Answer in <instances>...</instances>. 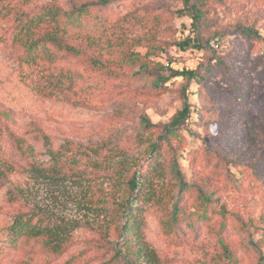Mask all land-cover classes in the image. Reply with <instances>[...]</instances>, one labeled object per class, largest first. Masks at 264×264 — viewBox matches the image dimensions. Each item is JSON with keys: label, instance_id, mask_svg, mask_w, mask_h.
<instances>
[{"label": "rangeland", "instance_id": "374dc122", "mask_svg": "<svg viewBox=\"0 0 264 264\" xmlns=\"http://www.w3.org/2000/svg\"><path fill=\"white\" fill-rule=\"evenodd\" d=\"M101 1L107 5L92 8V15L108 25L139 17L121 22L123 33L108 39L145 56V68L93 71L65 58L56 65L72 71L83 105L34 95L23 81L35 72L28 74L11 42L15 16ZM192 6L200 11L196 19ZM118 51L103 58L115 60ZM173 71L194 77L158 80ZM185 106L188 118L161 142L157 163L148 168L149 144ZM146 118L155 126L149 132L141 124ZM124 157L139 166L122 173ZM55 162L65 164L59 175L52 172ZM30 164L37 172L27 171ZM0 167L9 179L0 177V264H123L107 201L127 197L120 184L140 168L157 191L131 203L133 241L151 249L157 264H258L264 257V0H0ZM15 187L26 201L12 198ZM32 205L77 225L61 255L11 246L8 227Z\"/></svg>", "mask_w": 264, "mask_h": 264}, {"label": "trees", "instance_id": "16d2710c", "mask_svg": "<svg viewBox=\"0 0 264 264\" xmlns=\"http://www.w3.org/2000/svg\"><path fill=\"white\" fill-rule=\"evenodd\" d=\"M106 5V1H101L97 4H81L68 11L58 7H49L33 13L31 16L16 15L11 42L21 50L19 60L29 69L28 74L35 72L33 79H28L27 82L23 81L24 86L38 97L61 98L73 105L80 106L83 103L76 97V78L70 69L57 66L56 62L65 58L78 59L93 71L102 72H110L109 68L117 67V65L134 67L140 64L141 68H145V65L141 63L146 58L145 56L141 58L128 48L122 49L121 42L116 43L108 39L123 33L124 27L121 22L139 21V17L129 14L113 25H108L106 19L100 14L92 15V8H98L101 11ZM190 10L193 19L200 15V11L194 6L190 7ZM104 38L106 40L103 48L100 44ZM187 45H189V41L183 42L182 48ZM93 48L96 49L95 52H92ZM112 49L116 51L120 49L118 51L120 54L118 58L108 62L103 58V53H108ZM163 64L170 68L168 61ZM163 64H158L157 68L166 70L167 68L165 69ZM174 76L194 77L193 73L189 71H173L170 76H162V79L158 80L167 81ZM188 115L189 109L185 106L172 117L169 123L162 127V134L158 137V142L149 144L152 159L148 168L157 163L161 142H167L168 138L175 136ZM141 124L145 132L155 128L147 118L141 119ZM18 143L17 150L21 156L28 158L29 151L25 150L23 144ZM91 151L93 156H97L99 152L95 147H92ZM94 164L98 166L96 162ZM64 166L63 163L55 162L53 174L59 175ZM119 166L120 171L126 174L132 170L133 166H139V163L136 159L125 158ZM27 171L37 172V169L30 164ZM0 177L9 181L7 171L1 167ZM121 186L122 190L124 187L127 197L119 195L116 200L110 197L107 201L112 205L110 225L117 223L115 229L120 232L121 245L125 250L123 255H119L120 260L124 261L123 264H157L158 259L151 249L139 246V244L134 245L133 238L136 237L134 220L137 209L131 207L133 202L144 203L146 200H150L157 189L148 177V173H145L142 168L139 171H133L130 177H126L120 184ZM12 192L13 199L27 200L20 187H15ZM94 200L98 204L103 202L100 197ZM28 211V213H20L15 216L13 223L7 229L11 246L37 249L48 257L64 253L72 242V232L77 225H71L64 219L47 213L34 205ZM120 220L123 223L119 225ZM225 252H227L226 249ZM228 259L230 262L234 261L229 256ZM258 264H264V257L259 260Z\"/></svg>", "mask_w": 264, "mask_h": 264}]
</instances>
